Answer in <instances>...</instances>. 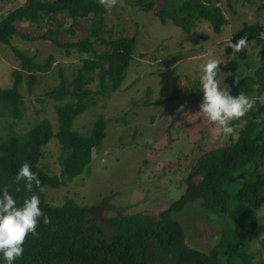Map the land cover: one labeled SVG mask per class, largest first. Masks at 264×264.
<instances>
[{
    "label": "trees",
    "instance_id": "obj_1",
    "mask_svg": "<svg viewBox=\"0 0 264 264\" xmlns=\"http://www.w3.org/2000/svg\"><path fill=\"white\" fill-rule=\"evenodd\" d=\"M156 1L135 0V5L149 12ZM161 1L162 8L155 11L159 21L162 24L170 21L189 36L196 35L193 28L199 21H208L213 33H219L227 23L220 6L210 0ZM106 12L97 0H26L24 5L0 19L1 43L10 45V37L16 33L28 38L20 31L18 22L43 23L45 31L40 38L66 50L75 48L85 55L80 57V66L72 79L66 82L61 78L41 99L57 101L55 132L50 120L44 118L24 134L8 132L0 138V188H5L17 203L29 195L23 181H14L17 168L25 161L40 180L32 189L40 198L42 211L36 235L25 237L23 252L13 264H194L198 260L205 264H251L259 252L250 251L252 241H260L264 252V215H258L264 206V170H261L264 167V101L248 111L246 123L243 127L235 126V133L227 136L228 141L223 136L225 141L217 148L198 156L184 179V193L164 207L157 219L143 213L118 216L113 220L112 235L104 238L97 221L88 215L90 208L80 206L71 198L57 206L44 198L42 187L66 186L89 166L92 150L99 146L105 134L106 119L103 115L96 116L86 136L72 129L73 120L95 105L97 96L109 95L119 88L132 59L134 36L104 37ZM58 15L62 16L61 20L57 19ZM82 18H89L85 34L76 41H61V36H77L74 26ZM66 19H70L67 27ZM262 31V25L244 23L236 38L245 36L247 43ZM12 50L20 69L12 71L11 87H0V105L19 118L23 105L19 91L23 72H26L27 90L31 91L37 74L49 69L51 56L37 62L14 47ZM254 78L259 91H264V41ZM93 83L97 84L94 89L89 87ZM52 137L61 148L59 175L49 173L38 164L43 157L42 148ZM196 201L204 211L222 217L219 239L208 254L184 243L183 229L174 218V214ZM44 215L48 217L47 224L42 222ZM225 217L231 222L225 224ZM259 264H264V257Z\"/></svg>",
    "mask_w": 264,
    "mask_h": 264
},
{
    "label": "rangeland",
    "instance_id": "obj_2",
    "mask_svg": "<svg viewBox=\"0 0 264 264\" xmlns=\"http://www.w3.org/2000/svg\"><path fill=\"white\" fill-rule=\"evenodd\" d=\"M210 1L220 6L227 19L219 33H213L210 23L204 20L194 26L195 36L187 35L170 21L162 24L155 15L163 6L161 0L149 12L141 11L135 0H117L104 16L105 38L135 37L132 59L119 88L109 95L97 96L95 105L75 117L72 129L89 135L94 118L103 115L105 134L99 146L92 150L91 162L80 176L66 186L41 188L51 205H61L71 198L90 208L88 215L97 221L104 238L112 235L113 220L118 216L143 213L159 218L160 211L184 193V179L198 156L225 141L223 135L217 134V125L208 122L198 109L202 97L198 72L201 63L219 57L221 64L216 71L221 88H229L231 95L244 93L252 100V108L264 101V91H259L254 78L264 41V0ZM25 3L26 0H0V19ZM57 19L61 20L62 16L58 15ZM244 23L262 25L263 31L235 52L227 43L237 41L236 33ZM64 24L69 26L70 19ZM88 24L89 18L78 19L74 26L77 36H61L60 40L76 41L85 34ZM17 25L28 38L16 33L10 37V45L0 42V87H11V73L20 69L13 47L37 62L50 55V67L37 74L31 91L27 90L26 72H23L19 86L22 115L14 117L0 105V138L8 132L24 134L44 118L50 120L55 132L57 101L41 99L61 78L70 81L80 66V57L85 56L75 48L66 50L40 38L45 31L43 23L18 22ZM37 35L38 39H32ZM234 77H238L236 84ZM96 86V83L89 85L92 89ZM247 116L248 112L240 119L246 123ZM237 125L239 121L231 122L234 130ZM42 150L39 166L59 175L61 148L57 139L52 137ZM258 215H264V206ZM174 218L183 229V240L188 247L209 253L217 243L222 217L204 211L198 201L188 204ZM227 221L230 220L225 217V224ZM249 248L251 252L259 251L251 263L259 264L264 257L260 241H252Z\"/></svg>",
    "mask_w": 264,
    "mask_h": 264
},
{
    "label": "clouds",
    "instance_id": "obj_3",
    "mask_svg": "<svg viewBox=\"0 0 264 264\" xmlns=\"http://www.w3.org/2000/svg\"><path fill=\"white\" fill-rule=\"evenodd\" d=\"M99 4L108 10L115 6L117 0H98ZM246 45L245 36H241L235 43H227L235 52ZM221 64L219 57L209 58L199 65V90L202 97L199 111L208 122L217 125L218 135L228 136L233 133V120L239 121L243 127L245 121L240 118L252 108V100L244 93L231 95L229 88L219 86L216 69ZM238 77L233 78L236 84ZM14 181H23L24 189L29 193L22 202L17 203L14 197L5 189L0 188V264H13L23 252V242L28 234L36 235L38 218L42 216L39 207L40 198L32 189L40 184L37 174L30 170L25 161L19 165ZM42 222L47 224L48 217L43 216Z\"/></svg>",
    "mask_w": 264,
    "mask_h": 264
},
{
    "label": "flooded vegetation",
    "instance_id": "obj_4",
    "mask_svg": "<svg viewBox=\"0 0 264 264\" xmlns=\"http://www.w3.org/2000/svg\"><path fill=\"white\" fill-rule=\"evenodd\" d=\"M211 251V250H210ZM208 254V253H207ZM194 264H205L204 262H202L201 260L195 261Z\"/></svg>",
    "mask_w": 264,
    "mask_h": 264
}]
</instances>
